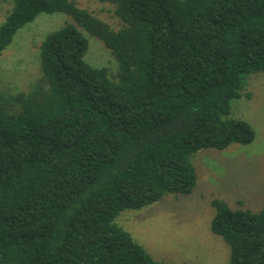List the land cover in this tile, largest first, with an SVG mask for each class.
I'll use <instances>...</instances> for the list:
<instances>
[{
  "label": "trees",
  "instance_id": "trees-1",
  "mask_svg": "<svg viewBox=\"0 0 264 264\" xmlns=\"http://www.w3.org/2000/svg\"><path fill=\"white\" fill-rule=\"evenodd\" d=\"M9 1L0 54L42 13L72 20L46 34L28 90H0V264H177L115 219L191 194L198 150L255 139L230 114L264 71V0H99L115 6L119 29L75 0ZM88 34L116 73L87 61ZM212 205L228 264H264V206Z\"/></svg>",
  "mask_w": 264,
  "mask_h": 264
},
{
  "label": "rangeland",
  "instance_id": "rangeland-1",
  "mask_svg": "<svg viewBox=\"0 0 264 264\" xmlns=\"http://www.w3.org/2000/svg\"><path fill=\"white\" fill-rule=\"evenodd\" d=\"M114 29L123 26L115 6L99 0H75ZM13 4L0 0V24ZM71 16L63 12L42 13L22 27L14 41L0 54V90L26 91L37 78L40 46L46 34ZM87 61L107 66L113 73L118 62L105 43L88 34ZM244 94L232 101L230 117L247 120L255 129L249 144L233 143L225 149L202 148L192 156L197 181L189 195L166 193L141 208H126L115 219L118 226L156 260L177 264H228L231 246L211 229L216 208L212 200L233 208L259 211L264 206V71L248 76ZM248 95H245V93Z\"/></svg>",
  "mask_w": 264,
  "mask_h": 264
}]
</instances>
